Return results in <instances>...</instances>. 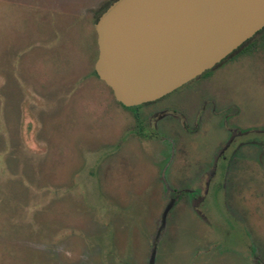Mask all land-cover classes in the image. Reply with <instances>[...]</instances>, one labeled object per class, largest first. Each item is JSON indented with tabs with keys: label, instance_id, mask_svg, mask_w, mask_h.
<instances>
[{
	"label": "rangeland",
	"instance_id": "1",
	"mask_svg": "<svg viewBox=\"0 0 264 264\" xmlns=\"http://www.w3.org/2000/svg\"><path fill=\"white\" fill-rule=\"evenodd\" d=\"M109 1L0 0V264H264V39L137 120L93 74Z\"/></svg>",
	"mask_w": 264,
	"mask_h": 264
},
{
	"label": "water",
	"instance_id": "2",
	"mask_svg": "<svg viewBox=\"0 0 264 264\" xmlns=\"http://www.w3.org/2000/svg\"><path fill=\"white\" fill-rule=\"evenodd\" d=\"M94 29L97 77L117 102L135 107L165 97L241 50L264 30V0H114Z\"/></svg>",
	"mask_w": 264,
	"mask_h": 264
},
{
	"label": "flooded vegetation",
	"instance_id": "3",
	"mask_svg": "<svg viewBox=\"0 0 264 264\" xmlns=\"http://www.w3.org/2000/svg\"><path fill=\"white\" fill-rule=\"evenodd\" d=\"M114 0H110L101 10H100V13L102 12V11H104L105 10V8L109 5V4H111L112 2H113ZM100 15V14H99ZM98 15V16H99ZM256 38V36L249 42V43H251L254 39ZM248 43V44H249ZM248 44H246L245 46H247ZM244 46V47H245ZM243 47V48H244ZM243 48L241 49V50H239L237 53H235L233 56H235L236 54H238V53H241L240 51H242L243 50ZM233 56H231L230 58H232ZM230 58H228V59H226V60H224L221 64H219L216 68H218V67H220L222 64H224V62H226L227 60H229ZM96 60V59H95ZM216 68H214V69H216ZM214 69H212V70H214ZM210 71V70H209ZM93 72L95 73V71H94V65H93ZM93 73V74H94ZM206 73V72H205ZM204 73V74H205ZM201 75L200 77H206L205 75ZM94 76L96 77V78H98L97 77V75H96V73L94 74ZM200 77H198V78H200ZM198 78H196V79H194V80H192V81H190L189 83H187V84H185L184 86H182V87H180L179 89H181V88H183V87H185L186 85H188V84H190L191 82H193V81H195V80H197ZM99 79V78H98ZM100 80V79H99ZM102 81V80H101ZM103 82V81H102ZM179 89H177V90H179ZM111 90V89H110ZM177 90H175L174 92H176ZM174 92H172V93H174ZM172 93H170V94H168V95H166L165 97H163V98H166L167 96H169V95H171ZM114 97V96H113ZM163 98H161V99H163ZM161 99H159V100H156V101H153V102H149V103H145V104H142V105H139V106H135V107H126V106H124V105H122L121 103H119V102H117L121 107H123V108H126V109H128V110H131L132 112H133V115L135 116V118L137 119V120H139V110L142 108V107H144V106H149V105H152V104H156V102H159ZM167 112H163V113H159L158 115H157V117L155 118V121L157 122L158 120H161V119H163L164 117H166L167 116ZM157 123L155 124V128L154 129H156L157 127ZM241 132H244V133H246V131H241ZM137 134H141V135H143V133H141L140 131H137ZM150 135H151V137H153L154 136V131H152V132H150ZM153 135V136H152ZM234 136V135H233ZM232 136V137H233ZM231 142V139L229 140V142L226 144V146L220 151V153L218 154V156H217V159H216V161H215V163H214V166H213V168H212V170L210 171V175H209V177H208V179L206 180V182H205V187L206 188H208V187H211V184L214 182L213 181V179L215 178V176L218 174V172H220L219 171V169L217 170V168H216V162H217V160L218 159H220L221 160V162H222V164L221 165H225V163L229 160L225 155H222L223 154V152L227 149V147H228V145H229V143ZM228 166V165H227ZM165 168L166 167H164L163 168V170H162V179H163V183L165 184V186H167V182L165 181V177H164V171H165ZM167 188H168V186H167ZM213 188V187H212ZM171 196H172V198H171V200L169 201V203L166 205V207L171 203V205H173V201L175 200V198H174V193L173 194H171ZM166 207H165V209H166ZM171 208V207H170ZM164 209V210H165ZM163 213H164V211H163ZM162 217H163V214H162ZM165 222V221H164ZM162 225H163V223L161 222V227H162Z\"/></svg>",
	"mask_w": 264,
	"mask_h": 264
},
{
	"label": "trees",
	"instance_id": "4",
	"mask_svg": "<svg viewBox=\"0 0 264 264\" xmlns=\"http://www.w3.org/2000/svg\"><path fill=\"white\" fill-rule=\"evenodd\" d=\"M99 14H100V12L97 13V15L95 16V18H94L95 21H96V19H97V17H98ZM260 33H261V35H260V36H256V37H258V39L262 40V39H264V30H263L262 32H260ZM256 41H257V39L255 38L251 43H249L247 46H245V47L243 48V50L241 51V53L247 51V50H248L253 44L256 43ZM211 72H212V70L207 71L204 75L207 76V75H209ZM93 73H94V72H93ZM94 74H95V73H94Z\"/></svg>",
	"mask_w": 264,
	"mask_h": 264
}]
</instances>
